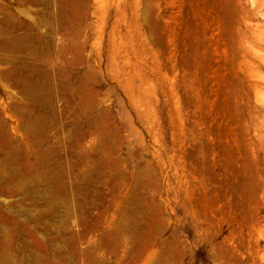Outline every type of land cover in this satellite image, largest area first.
<instances>
[{
	"label": "rangeland",
	"instance_id": "rangeland-1",
	"mask_svg": "<svg viewBox=\"0 0 264 264\" xmlns=\"http://www.w3.org/2000/svg\"><path fill=\"white\" fill-rule=\"evenodd\" d=\"M263 4L83 1V54L95 67L101 96L116 105L118 165L111 179L90 172L79 199L82 250L111 228L130 185V202H141L127 229L141 233L149 215L159 212L155 245L166 254L165 264H264ZM6 123L15 126L12 113ZM65 147L56 148L60 166L79 164L76 150ZM74 167L72 181L73 174L87 173ZM135 172L139 176L129 182ZM141 204L157 205L156 211ZM123 238L112 253L94 250V261L150 263L145 256L146 262H130L122 253L130 241Z\"/></svg>",
	"mask_w": 264,
	"mask_h": 264
},
{
	"label": "bare ground",
	"instance_id": "bare-ground-1",
	"mask_svg": "<svg viewBox=\"0 0 264 264\" xmlns=\"http://www.w3.org/2000/svg\"><path fill=\"white\" fill-rule=\"evenodd\" d=\"M83 1L0 0V203L10 212L0 207V264H98L94 250L112 253L123 237L130 241L125 239L131 248L122 252L130 262L144 256L149 261L161 233L159 212L149 215L145 227L137 224L145 229L141 233L127 229L141 202H130L129 185L111 228L99 236L100 244L80 247L84 236L78 228L85 220L79 199L87 191L90 172L111 179L118 165L112 117L116 105L101 96L95 67L83 54ZM9 113L14 127L6 123ZM58 145L76 150L79 164L72 165L87 173L79 179L73 174L72 181L71 172L79 167L60 166ZM150 205L141 204L156 211L157 205Z\"/></svg>",
	"mask_w": 264,
	"mask_h": 264
},
{
	"label": "crops",
	"instance_id": "crops-1",
	"mask_svg": "<svg viewBox=\"0 0 264 264\" xmlns=\"http://www.w3.org/2000/svg\"><path fill=\"white\" fill-rule=\"evenodd\" d=\"M142 245H143L142 242H139L137 244V246H139V247H142ZM154 247H155V252H154V256L152 257V260L150 261V263L151 264H165L166 254L164 253V251H162L160 249V247L158 245H155Z\"/></svg>",
	"mask_w": 264,
	"mask_h": 264
}]
</instances>
